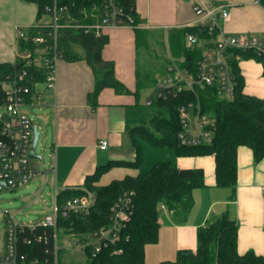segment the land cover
I'll use <instances>...</instances> for the list:
<instances>
[{
	"label": "trees",
	"instance_id": "trees-1",
	"mask_svg": "<svg viewBox=\"0 0 264 264\" xmlns=\"http://www.w3.org/2000/svg\"><path fill=\"white\" fill-rule=\"evenodd\" d=\"M23 1L37 6V23L46 15V7H51L54 3V0ZM136 1L117 0L132 15L135 23L140 24L142 21L136 13ZM58 2L59 6H70L73 17L80 22L95 23L96 19L91 17V6L93 3H99V0ZM262 6L264 8V3ZM80 7H84L86 17L79 13ZM133 29L138 37L147 31L145 28ZM188 34H197L201 38L209 37L207 30L197 27L172 28L167 32L168 50L174 56H187L189 65H195L201 51H189L185 48L184 40ZM108 40L105 34L97 37L81 29L66 28L59 31L58 49L62 58L69 61L86 60L95 75L94 90L88 95V100L93 105L105 88H111L118 94L129 93L126 86L116 78L114 63L102 57ZM19 49L33 50L34 47L21 42ZM235 56H240L242 60L253 59L264 65V57L253 52L235 51ZM230 64L238 81L232 99L222 98L213 87L199 91L196 95L183 93L168 99H158L152 94V105L149 106L154 110L152 117L127 130L131 144L136 150L135 160L110 161L88 175L79 189L60 192L59 196L62 198L82 195L84 191L96 194V202L87 214L70 215L59 220L58 230L63 229L65 233L68 232L77 238L108 227L114 204L125 193H132L128 220L120 231L119 240L105 246L96 256H93L91 249H87V264H145L146 246L158 241L164 211L161 207L172 213L173 219H183L194 206V191L206 186L203 169H181L173 159L160 161L147 172L140 171L143 162L142 142L155 148L172 149L177 157L213 156L216 186L233 190L237 186L239 149H250L256 162L264 159V99L244 92L245 80L239 67L240 60L233 57ZM24 67L20 56L13 63L0 64V80H5ZM27 71V79L23 85L36 92L37 85L43 83L45 75L35 67L27 68ZM186 101L196 105L199 103L202 112L212 116L215 122L212 143L200 146L180 144L179 107ZM113 168L135 170L137 173L107 185H100L103 175ZM52 235L51 229L43 227H37L34 231L24 229L19 242L20 255L28 261L37 259L40 264H54L55 246ZM59 262L58 252V264ZM160 264H264V257L252 251L240 254L238 227L228 213H224L198 229L196 250H181L174 261Z\"/></svg>",
	"mask_w": 264,
	"mask_h": 264
},
{
	"label": "crops",
	"instance_id": "crops-1",
	"mask_svg": "<svg viewBox=\"0 0 264 264\" xmlns=\"http://www.w3.org/2000/svg\"><path fill=\"white\" fill-rule=\"evenodd\" d=\"M212 1L232 4L229 17L221 23L223 32L264 34L261 5L253 0ZM37 13L35 4L0 0V64L13 63L21 55L17 29L35 26ZM136 13L146 30L161 29L165 33L172 28L189 27L196 21L188 0H137ZM104 34L109 40L102 57L114 63L116 78L129 93L118 94L105 88L93 105L88 95L94 90L95 75L84 59L62 58L57 63L55 91H48L43 85L37 87L41 107L46 110L42 118L53 139L50 159L38 176L44 183L52 177L54 190L79 189L98 167L110 161L132 162L136 158L127 130L147 119L145 105L152 96L147 99L140 85L141 38L128 26L110 28ZM166 54L167 50L164 61ZM239 67L245 80L244 92L264 99V66L250 59L240 61ZM101 141L108 142L107 149L100 148ZM144 145L147 150L148 145ZM209 157L207 166H200L199 159L177 157L176 163L181 169H203L206 186L194 191V206L183 219H173L172 213L164 209L158 241L145 248V264L174 261L179 251L196 250L198 229L224 213H228L238 227L240 254L252 251L264 257V159L256 162L250 149L240 148L237 186L233 190L216 186L215 159ZM136 173L135 170L113 168L103 175L99 184L107 185Z\"/></svg>",
	"mask_w": 264,
	"mask_h": 264
},
{
	"label": "built area",
	"instance_id": "built-area-1",
	"mask_svg": "<svg viewBox=\"0 0 264 264\" xmlns=\"http://www.w3.org/2000/svg\"><path fill=\"white\" fill-rule=\"evenodd\" d=\"M192 3L196 21L189 27L207 30L208 38H201L197 34H188L184 46L189 51L200 50L201 56L195 65H189L185 55L174 56L167 46L165 65L155 77L153 95L158 99H168L183 93H193L215 88L222 98L232 99L238 81L232 70L230 60L235 51L253 52L264 57V34L246 35L226 33L221 23L229 17L232 4L229 2H213L212 0H188ZM257 5L264 0H253ZM54 0L51 7H46L45 16L48 22H39L32 27L17 29L18 43H27L34 49L21 51L20 58L25 67L5 80H0V192L16 190L28 186L40 173L38 166L32 161L30 152L34 143L33 119L25 107L34 105L41 99V94L32 91L31 87L23 85L27 79V68L35 67L45 75L41 85L48 91L57 89V63L62 59L58 49L59 31L70 28L93 33L95 36L104 34L110 28L138 27L146 28L143 23L137 24L117 0H99L91 6V17L95 23L84 24L75 19L71 7L58 5ZM84 7L78 9L80 14L87 16ZM128 21V23H127ZM39 85H37L38 87ZM198 98V96H197ZM152 105L149 99L147 106ZM181 130L178 134L183 146H200L212 143L215 122L211 115L203 113L201 105L186 101L179 107ZM108 142L101 141L100 148L107 149ZM61 190L55 189L52 196V206L46 205L41 221L32 224H18L14 219L7 221L6 237L3 251L0 253V264H40L37 259L28 261L19 253L21 233L28 228L32 231L37 227L51 229L55 246V262L58 264V223L61 218L70 215H85L96 202V194L84 191L82 195L71 198L60 197ZM132 193L122 195L112 208L111 223L88 235L75 239V246H80L84 253L91 249L93 256L99 254L109 244L116 243L120 231L128 220V211L131 207ZM162 209H165L163 206ZM7 217V213H3ZM92 237L96 241L91 243ZM85 257V256H84Z\"/></svg>",
	"mask_w": 264,
	"mask_h": 264
},
{
	"label": "rangeland",
	"instance_id": "rangeland-1",
	"mask_svg": "<svg viewBox=\"0 0 264 264\" xmlns=\"http://www.w3.org/2000/svg\"><path fill=\"white\" fill-rule=\"evenodd\" d=\"M263 5V4H262ZM263 7V6H262ZM50 18L43 16L41 22H48ZM148 31V32H147ZM140 35L141 42L139 47V69L142 91L148 99L153 94L151 86L154 83L155 77L161 72L162 66L165 65L164 57L167 50V33L165 30H147ZM19 52V50H18ZM21 51L19 52V54ZM162 56V57H161ZM166 56V55H165ZM242 61V59H240ZM260 63V62H259ZM263 65V63H260ZM264 66V65H263ZM148 73V76H147ZM41 100H36L34 105L25 107L27 113L31 116L34 124L40 126V131L44 132V136L39 142L36 149V155L42 156L43 161L32 159L41 171L44 165L49 161L51 154L52 137L50 129L45 126L42 116L45 111L40 104ZM148 114L147 119L153 115V108L145 105ZM145 143H141L143 151V162L141 164V171H149L156 163L163 160H177L175 151L172 149H160L148 145L145 150ZM144 146V147H143ZM242 150V149H241ZM243 151H247L243 149ZM199 159L200 166H207L210 163L209 156L191 157V160ZM207 164V165H206ZM53 182L50 177L45 183L41 176L36 177L30 182L28 186L16 190H4L0 192V253L3 251L4 239L7 231V221L14 219L18 224L37 223L42 220L45 212H47L46 205L52 206L53 202ZM7 213V217L3 213ZM63 229L58 230V244H59V264H87V254L80 250V246H75L74 236L70 233H65ZM74 237H72V236ZM96 238L92 237L91 243L95 242ZM85 256V257H84Z\"/></svg>",
	"mask_w": 264,
	"mask_h": 264
},
{
	"label": "water",
	"instance_id": "water-1",
	"mask_svg": "<svg viewBox=\"0 0 264 264\" xmlns=\"http://www.w3.org/2000/svg\"><path fill=\"white\" fill-rule=\"evenodd\" d=\"M43 136H44V132L40 131L39 126H35V128H34V143H33V148L30 152V156H31V158L37 159L39 161H43V157L36 155V149L38 148L39 142Z\"/></svg>",
	"mask_w": 264,
	"mask_h": 264
}]
</instances>
